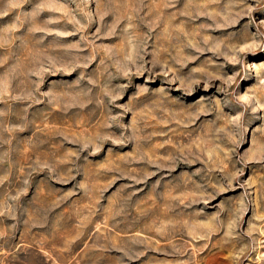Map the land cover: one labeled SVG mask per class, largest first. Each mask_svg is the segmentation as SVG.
<instances>
[{
	"label": "rangeland",
	"instance_id": "rangeland-1",
	"mask_svg": "<svg viewBox=\"0 0 264 264\" xmlns=\"http://www.w3.org/2000/svg\"><path fill=\"white\" fill-rule=\"evenodd\" d=\"M0 264H264V0H0Z\"/></svg>",
	"mask_w": 264,
	"mask_h": 264
}]
</instances>
